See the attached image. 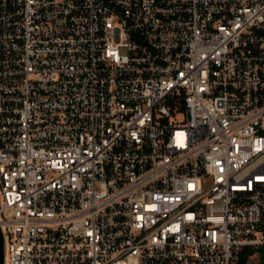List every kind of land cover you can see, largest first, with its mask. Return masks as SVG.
Masks as SVG:
<instances>
[{"label": "built area", "instance_id": "1", "mask_svg": "<svg viewBox=\"0 0 264 264\" xmlns=\"http://www.w3.org/2000/svg\"><path fill=\"white\" fill-rule=\"evenodd\" d=\"M0 195L4 264L264 247V0H0Z\"/></svg>", "mask_w": 264, "mask_h": 264}, {"label": "trees", "instance_id": "2", "mask_svg": "<svg viewBox=\"0 0 264 264\" xmlns=\"http://www.w3.org/2000/svg\"><path fill=\"white\" fill-rule=\"evenodd\" d=\"M254 255L260 258L259 264H264V247H244L240 253L239 261L237 264H248Z\"/></svg>", "mask_w": 264, "mask_h": 264}, {"label": "water", "instance_id": "3", "mask_svg": "<svg viewBox=\"0 0 264 264\" xmlns=\"http://www.w3.org/2000/svg\"><path fill=\"white\" fill-rule=\"evenodd\" d=\"M5 249H4V239L3 234L0 230V264H4Z\"/></svg>", "mask_w": 264, "mask_h": 264}, {"label": "rangeland", "instance_id": "4", "mask_svg": "<svg viewBox=\"0 0 264 264\" xmlns=\"http://www.w3.org/2000/svg\"><path fill=\"white\" fill-rule=\"evenodd\" d=\"M180 119H183L182 117H179ZM208 185V183H206ZM0 198H1V195H0ZM239 261V260H238ZM238 261L235 263L237 264ZM260 263V258L258 255H254L253 258H251V260L249 261L248 264H259Z\"/></svg>", "mask_w": 264, "mask_h": 264}]
</instances>
